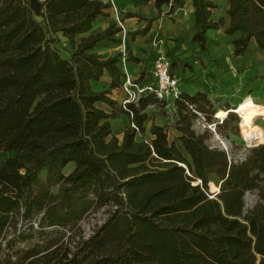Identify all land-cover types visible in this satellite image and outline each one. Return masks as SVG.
Segmentation results:
<instances>
[{
    "label": "trees",
    "instance_id": "trees-1",
    "mask_svg": "<svg viewBox=\"0 0 264 264\" xmlns=\"http://www.w3.org/2000/svg\"><path fill=\"white\" fill-rule=\"evenodd\" d=\"M226 1L225 32L240 34L234 55L245 58L252 42L264 55V0ZM155 3L173 13L186 0ZM192 3V41L208 55V32L226 18L211 17L213 0ZM38 4L0 0V154H11L0 163V264H264V143L243 160L212 147L209 132L194 129L199 114L212 124L206 91H182L168 119L181 133L175 140L156 124L147 138L146 110L165 102L148 95L124 107L111 97L122 89L121 53L103 58L97 49L121 44L120 28L93 30L110 4ZM228 113L220 128L234 123L238 133ZM121 115L129 124L120 142L112 120ZM213 175L220 191L212 196ZM255 190L259 200L246 209ZM101 208L108 219L86 236L80 222ZM69 228L77 232L65 239Z\"/></svg>",
    "mask_w": 264,
    "mask_h": 264
},
{
    "label": "rangeland",
    "instance_id": "rangeland-1",
    "mask_svg": "<svg viewBox=\"0 0 264 264\" xmlns=\"http://www.w3.org/2000/svg\"><path fill=\"white\" fill-rule=\"evenodd\" d=\"M213 1L217 4V8L212 10L211 17L214 20H219L221 17L226 19L224 27L214 31L210 35L209 38L214 43L210 44V53L208 55L203 53L198 44L193 42L192 39L189 40L188 37L181 34L177 37H172L170 35L171 31H165L163 22L160 27L156 28L154 33L156 37L164 40L165 51L170 56L172 62L175 63L172 72L180 79V82L184 85L187 83L193 84L201 91L213 94L211 99L212 106H208L206 110L209 113H213L211 122L215 124L212 127L215 131L208 127V117L205 114L203 115H205L206 119H198L194 124V129L199 133L208 131L211 135L208 142L212 147L225 149L235 160H243L247 155V149L249 147L243 139L240 114L233 112L239 118V131L237 133L236 131L232 132L236 128L234 123L227 128H220L222 121L230 113L225 118H219L217 113L226 111L228 107H231V110L235 111L237 104L242 102L246 97H252L255 102L264 106V78H259L264 74V55L253 42L250 44L245 58L234 55L232 40L240 34L237 33L234 36H229L225 32L229 25V17L227 15L228 3L226 0ZM158 16L160 17V15ZM153 17V19L156 18L155 16ZM163 17L166 23L169 24V20H171L177 29H181L180 22L173 16H169V13L164 14ZM190 29L194 30V27L192 26ZM172 42H174V46H172ZM66 47L70 49L68 45ZM186 64H190L193 70L187 67ZM157 111L163 117L167 118V121L168 119H172L173 116L175 117V110L171 111L160 106L157 107ZM154 117L159 119L158 115H154ZM126 121L124 117L114 120V132L119 133L124 125L127 124ZM255 123L262 129L264 134V116L258 117ZM10 155V153L0 154V163ZM72 168L73 165L70 164L65 170V173L71 171ZM211 184L219 189V180L214 175L211 176L209 183V192L213 196L217 194L218 190L212 189ZM258 200L259 191L248 192L245 196L246 209L252 208ZM108 210L109 208H101L90 212L80 222L79 227L86 236L91 235L106 222L109 217ZM63 232L65 239H70L77 232V228H69Z\"/></svg>",
    "mask_w": 264,
    "mask_h": 264
},
{
    "label": "crops",
    "instance_id": "crops-1",
    "mask_svg": "<svg viewBox=\"0 0 264 264\" xmlns=\"http://www.w3.org/2000/svg\"><path fill=\"white\" fill-rule=\"evenodd\" d=\"M105 3H108V0H102ZM116 6L118 7L119 14L123 18V21L128 30V39H127V48H128V64L127 69L128 72L132 75V77L142 83H150L153 82L152 76V67L153 61L155 58L156 50L153 47V41L155 39V31L157 27H160L161 23H164L165 31H171L170 35L172 37H177L180 34L188 37L189 40L193 39L195 35L194 30H189L194 24V7L192 0H186V3L183 7L177 8L173 13H169V6L163 5L161 10L156 7L155 0H150L148 2H142L141 0H114ZM134 14L133 16H129L128 14ZM149 13V14H148ZM169 13V16H173L178 22H180L181 29H177L174 26L173 22L169 20V24L166 23L164 14ZM160 15V17L158 16ZM155 16L156 18L153 19ZM165 21V22H164ZM116 22V14L114 13V9L111 4L108 8L105 9V15L98 17L95 21L93 30L101 31L106 29L110 24ZM148 28L147 31L146 28ZM138 30H144V33L137 34L135 37H132V34ZM181 30V32H180ZM216 30H210L208 32V36L214 33ZM118 36L120 34L118 33ZM174 46V42L171 43ZM98 53L103 58H108L114 56L121 51V45H112L102 43L97 49ZM180 80V79H179ZM103 84L102 88H107L108 83L111 82V78L108 75H104L102 78ZM181 90L184 93L194 95L201 90L196 88L193 84H182L180 82ZM111 97L118 102L120 105L124 99V93L121 88L113 89L111 93ZM148 114V121L146 123V137L150 138L149 131L151 127L156 124L160 126H164L165 130L168 134L169 141L175 140L181 133L174 127L168 123L167 118L163 117L159 111H157V107L155 105H151L146 110ZM154 115H158L159 119L155 118ZM126 118L121 115L117 119L112 120L113 132H114V120H118L121 118ZM126 122L128 125L129 121L126 118ZM126 125H124L123 129L119 133L114 134L118 137L120 142L123 139V130ZM110 137L108 138V140Z\"/></svg>",
    "mask_w": 264,
    "mask_h": 264
},
{
    "label": "built area",
    "instance_id": "built-area-1",
    "mask_svg": "<svg viewBox=\"0 0 264 264\" xmlns=\"http://www.w3.org/2000/svg\"><path fill=\"white\" fill-rule=\"evenodd\" d=\"M116 14V24L120 28L121 37V65L124 71V78L122 84V91L124 99L122 104L124 107L129 103H136L141 98L148 95H153L157 99L165 102V108L168 110H175L176 101L180 98L182 90L180 87V80L172 72V60L165 51L164 40L160 37H155L153 47L156 50L155 58L152 67L153 82L142 83L132 77L128 72V30L119 14L118 7L114 0H108ZM199 117L205 119L201 114ZM199 118V119H200ZM213 125V126H212ZM215 124H208V127L213 131ZM133 127H135L133 125Z\"/></svg>",
    "mask_w": 264,
    "mask_h": 264
},
{
    "label": "bare ground",
    "instance_id": "bare-ground-1",
    "mask_svg": "<svg viewBox=\"0 0 264 264\" xmlns=\"http://www.w3.org/2000/svg\"><path fill=\"white\" fill-rule=\"evenodd\" d=\"M235 112L240 114L242 135L246 144L254 146L263 143V131L256 125L255 120L260 116H264V106L255 102L252 97H246L242 102L237 104ZM227 114V110L220 111L217 113V116L219 118H225ZM211 188L219 190L213 184H211Z\"/></svg>",
    "mask_w": 264,
    "mask_h": 264
},
{
    "label": "water",
    "instance_id": "water-1",
    "mask_svg": "<svg viewBox=\"0 0 264 264\" xmlns=\"http://www.w3.org/2000/svg\"><path fill=\"white\" fill-rule=\"evenodd\" d=\"M31 4H32V6L35 8V9H39V4H38V0H31ZM231 112H235V111H232L231 110ZM257 145H260V144H256V145H254V146H257ZM249 148H251V147H254V146H251V145H247ZM220 191V188H219V190H218V192ZM217 192V193H218Z\"/></svg>",
    "mask_w": 264,
    "mask_h": 264
}]
</instances>
